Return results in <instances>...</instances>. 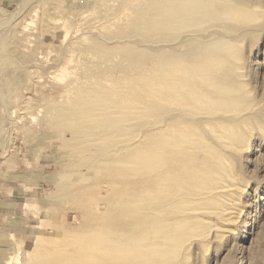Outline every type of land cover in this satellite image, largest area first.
Returning a JSON list of instances; mask_svg holds the SVG:
<instances>
[{
	"label": "bare ground",
	"instance_id": "6f19581e",
	"mask_svg": "<svg viewBox=\"0 0 264 264\" xmlns=\"http://www.w3.org/2000/svg\"><path fill=\"white\" fill-rule=\"evenodd\" d=\"M49 1L50 12L58 0ZM115 4L129 18L126 26L117 24V30L93 34L90 51L102 57L118 53L131 66L150 62L156 70L144 76L143 69V75L132 80L126 73L123 78L116 75L113 87L96 82L76 89L59 105H48L51 126L67 133L73 156L57 195L81 197L88 221L82 235L78 239L74 235L71 249H52L45 256L53 264H182L188 261L184 242L206 223L201 211L213 209L217 217L224 216L218 199L223 193L214 183L232 179L224 164L237 157L234 147L219 144L225 131L230 139L244 143L243 121L264 129L260 113H249L253 99L236 69L241 48L228 35L239 25L264 24V19L259 11L247 8L250 0ZM6 50L22 64L27 62L11 43ZM102 74L98 69L96 76ZM220 130L225 132L222 137Z\"/></svg>",
	"mask_w": 264,
	"mask_h": 264
},
{
	"label": "rangeland",
	"instance_id": "374dc122",
	"mask_svg": "<svg viewBox=\"0 0 264 264\" xmlns=\"http://www.w3.org/2000/svg\"><path fill=\"white\" fill-rule=\"evenodd\" d=\"M87 1L58 0L55 9L49 12V0H0V165H7L12 157L17 158V225L11 231L0 229V264H53L45 253L52 249H71L69 245L75 242V236L82 235L88 221L81 197L57 195L63 171L69 167L73 156L66 144L67 133L51 126L48 105H59L73 96L76 89L92 84L113 87L116 75L122 74L123 78L127 74V80H132L141 77L143 69H146L144 76H151L150 71L156 70L150 62L131 66L118 53H114V57H102L90 51L89 40L93 34L117 30V24L125 27L129 18L117 8L116 0H92L85 6ZM250 3L251 9L247 8L259 11L264 19V0H250ZM252 25H239L228 35L235 47L239 44L241 48L237 49L241 58L237 60L236 69L242 74L243 88L253 99L249 113H260V118L264 119V24ZM219 29L222 28H216ZM5 41L12 44L16 53L25 55L27 62L17 61V55L6 50ZM97 68L105 75L96 76ZM245 123L243 121L241 128H246L244 137L248 138L244 143L239 141L241 145L230 139L229 131H225L227 134L218 131L221 137L225 133V138L221 139L229 142L227 145L221 140L219 144L234 147L237 156L232 160L228 158L224 164L228 174L233 173L232 179L226 178L231 181L224 179L217 180L220 184L214 183L219 193H223L218 199L224 216L217 217L213 209H203L207 213L201 211L204 213L202 222L206 223L203 227L201 222L198 229L203 230H193L191 239L184 242V261H188L182 264H264V129L252 123L247 126L246 120Z\"/></svg>",
	"mask_w": 264,
	"mask_h": 264
},
{
	"label": "crops",
	"instance_id": "0c3cea01",
	"mask_svg": "<svg viewBox=\"0 0 264 264\" xmlns=\"http://www.w3.org/2000/svg\"><path fill=\"white\" fill-rule=\"evenodd\" d=\"M0 165V229L11 231L17 225V158Z\"/></svg>",
	"mask_w": 264,
	"mask_h": 264
}]
</instances>
